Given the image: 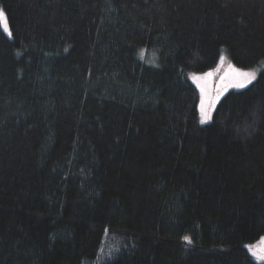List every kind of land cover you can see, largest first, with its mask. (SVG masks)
Instances as JSON below:
<instances>
[{
  "label": "trees",
  "instance_id": "16d2710c",
  "mask_svg": "<svg viewBox=\"0 0 264 264\" xmlns=\"http://www.w3.org/2000/svg\"><path fill=\"white\" fill-rule=\"evenodd\" d=\"M0 11V264H261L264 69L206 125L188 73L263 64L264 0Z\"/></svg>",
  "mask_w": 264,
  "mask_h": 264
},
{
  "label": "rangeland",
  "instance_id": "374dc122",
  "mask_svg": "<svg viewBox=\"0 0 264 264\" xmlns=\"http://www.w3.org/2000/svg\"><path fill=\"white\" fill-rule=\"evenodd\" d=\"M5 34L8 35L7 33ZM142 54L146 58L144 60L145 62L154 66L159 64L157 53H154L156 55V60L153 53H149L144 50L142 51ZM222 56L225 57L224 61L221 62L220 59L219 64L213 70L203 74L188 73L189 80L197 87L199 91L200 121H201V98H202L201 88L204 89V93H203L204 101H205L204 107L205 110L209 112L211 119L204 124L200 122L202 125H206L212 121L213 114L217 105L228 93L232 91H240L246 89L257 80L260 72L264 69V63L261 64L259 67L251 70L240 69L230 61L226 53H223ZM239 72L251 73L252 75L255 76V79H253L251 83H248L246 87H237L236 84L239 81L245 80V77L240 76ZM208 73H211V75H207ZM212 101H215V103L214 104L211 103ZM247 251L254 258L256 262L264 264V236L256 243L247 245Z\"/></svg>",
  "mask_w": 264,
  "mask_h": 264
},
{
  "label": "snow or ice",
  "instance_id": "6c2138e0",
  "mask_svg": "<svg viewBox=\"0 0 264 264\" xmlns=\"http://www.w3.org/2000/svg\"><path fill=\"white\" fill-rule=\"evenodd\" d=\"M0 28H2L3 31L7 33L9 37H11V31L9 28L7 17L3 11H0ZM220 59H221V62H223L225 57L221 56ZM207 75H211V73H208ZM239 75L245 77V80L239 81L236 84L237 87H246L248 83H251L252 80L255 79V76L248 72H239ZM201 92H202V98H201V121L200 122L204 124V123H207L211 119V116L209 112L205 110V107H204L205 101H204V96H203V93H204L203 88H201ZM211 103L214 104L215 101H212ZM185 240L187 241L188 238L185 237Z\"/></svg>",
  "mask_w": 264,
  "mask_h": 264
}]
</instances>
